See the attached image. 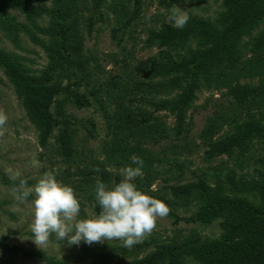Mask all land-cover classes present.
<instances>
[{"label": "trees", "instance_id": "1", "mask_svg": "<svg viewBox=\"0 0 264 264\" xmlns=\"http://www.w3.org/2000/svg\"><path fill=\"white\" fill-rule=\"evenodd\" d=\"M33 1L0 0V31L16 48H22L20 33L40 44L48 51L49 67L37 73L23 62V55L4 47H0V67L35 127L40 146L66 161L55 177L74 189L81 204L79 218H85L86 205L99 214L97 179L109 186L122 179L109 172L106 164L135 166L130 159L135 154L143 159L144 166L143 176L134 183L139 190L166 203L175 222L176 210L193 204L196 209L187 220L208 224L219 219L221 228L218 237L191 233L173 243H157L154 251L140 257L149 243L143 241L130 249L118 240L94 243L82 249V262L114 264L120 255V264H186L185 256L199 264H264V0H222L223 10L214 19L189 16L182 29L166 22L151 27L143 43L157 50L142 60H136L125 46L127 31L122 26L134 25L130 22L141 13L144 0H57L59 5L52 10L33 6ZM103 7L115 13L117 25L112 27V38L120 50L111 58L120 60L121 70L96 87L82 49V29L91 33L95 16L102 19L104 15ZM12 9L20 11L25 21L18 20ZM42 13L53 14L50 26L38 25ZM59 70L67 72L68 80L73 78L65 87L59 76L53 79L49 73ZM85 78L91 80L83 82ZM82 86H91L90 100L80 92ZM200 87L224 88V107L230 112L224 107L217 111L199 134L201 145L206 146L207 166L189 181H169L151 189L157 179L167 182L173 178L170 174L174 170L163 168L168 156L152 145L178 138L185 141L179 145L180 152L191 147L183 134L184 124ZM61 90L68 95L66 100L78 108L97 104L100 110L107 109L104 127L110 141L104 149L106 163L95 157H81L73 147L77 130L70 121L63 120V130L59 127L63 122L51 112L50 104ZM108 103L113 109L107 108ZM61 104L58 101L57 114L62 112ZM145 105L173 115L177 136L171 137L173 128ZM225 125L228 129L220 134ZM56 128L59 132L54 135ZM255 144L260 145L259 152ZM95 167L100 171H93ZM0 176L4 184L15 186L16 182L2 172ZM6 202L0 201V207ZM0 249L42 256L49 264L67 263L66 259L46 256L42 250L11 245L3 237Z\"/></svg>", "mask_w": 264, "mask_h": 264}, {"label": "rangeland", "instance_id": "2", "mask_svg": "<svg viewBox=\"0 0 264 264\" xmlns=\"http://www.w3.org/2000/svg\"><path fill=\"white\" fill-rule=\"evenodd\" d=\"M110 0L107 1V3ZM33 6L45 7L47 9L57 8L59 3L57 0H35ZM180 7L188 12L189 16H197L201 18L214 19L217 14L223 10L222 0H144L142 11L136 15L135 19L130 23L134 25L129 27L122 26V30H126L125 38L128 39L125 45L133 52L136 60H142L148 55L156 52V47L144 46L143 40L147 36V31L151 27H159L162 23H172L169 19L174 8ZM104 13L102 19L95 16V22L92 25V31L88 34L86 28L83 27V42L82 49L87 59L92 75V83L97 87L99 83L108 82V80L120 73V60L115 62L111 58V54L119 53V47L112 38V27L117 25L115 13L110 8L103 7ZM18 20L25 21L23 14L12 9ZM52 13H42L37 18L39 26L47 27L51 25L53 20ZM130 29V31H129ZM39 37L46 38L43 34ZM22 48L16 46L0 31V47L14 51L23 55V62L37 73L45 71L49 67L48 51L40 44L33 43L25 33H20ZM55 41H51L53 44ZM120 55V54H119ZM122 56V55H120ZM121 59V58H120ZM135 59L133 61H135ZM53 79L59 76L61 86L65 87L73 78H66V71L49 72ZM83 74L85 72H82ZM79 76V75H78ZM91 80L90 78L83 79V82ZM255 80V79H254ZM244 81V80H242ZM73 88V87H72ZM91 86L80 88V92L86 94L88 99L92 97L88 91ZM224 88H207L200 87L196 91V97L192 106L186 113L183 134L187 135L191 147L185 152H180V146L185 141L175 138L174 140L162 139L155 143L153 149L164 151L168 156L167 163L163 165L164 169L174 168L170 174L169 180L164 182L163 179H157L151 186V189H157L171 182H184L191 180L196 174L200 173L203 167L207 166L204 160L205 145H201L199 134L205 127V122L209 117L214 116L217 111H220L226 104V98L223 95ZM69 93V92H68ZM68 95L61 90L59 95L55 96L50 104V110L59 120H62L61 130L66 126V122L70 121L71 127L76 128L75 141L73 147L81 153L82 158H98L104 160L105 145L110 141V135L104 127V115L107 109L99 108V105L92 104L78 108L70 100H66ZM102 98H105L102 94ZM58 101L62 102L60 109L62 112L57 114ZM148 111L154 112L156 116L166 121L169 128L175 125V118L167 111H155L151 106L145 105ZM107 108L113 109V105L108 103ZM0 110L5 112L8 117L7 125L3 136H0V173L2 172L7 177H11L15 172L19 171L23 178H26L28 184L34 185L38 178L45 172H51L55 175L57 170L63 169L66 166V161L58 157L53 152H48L38 143L37 131L33 124L28 120L26 111L21 105L13 84L10 82L2 67H0ZM225 112L230 113L225 107ZM228 127L223 126L220 134L226 131ZM59 128H56L54 135L58 134ZM171 137L177 136L174 134V128L170 130ZM54 140V136H51ZM174 145H178L175 148ZM255 150L259 152L260 145H254ZM255 151V152H256ZM264 154V149L261 150ZM257 155V154H256ZM80 157V156H78ZM35 158L39 161V167H33L31 160ZM107 170L112 173H117L121 177L122 166L106 164ZM183 175L175 177V175ZM11 186L3 183L0 176V201L7 199V202L0 207V237L11 245H18L27 248L31 251L42 250L46 256L53 259H66V264H86L82 262V249L89 244L80 242L79 245H69L67 240L60 241L53 235L47 247L38 248L32 241L33 233L31 232V223L33 220V209L31 200L28 198L22 204L15 201ZM196 209L195 205L180 206L176 210L178 221H174L173 217H167L158 220L157 228L152 234L146 237L143 241L149 243L143 252L139 253V257L150 253L156 249L157 243H173L191 233L205 235L208 237H218L221 233L219 219L211 223H194L187 218ZM85 218H93L96 213L94 209L86 205L84 208ZM142 241V242H143ZM141 242V243H142ZM94 243L90 244L93 245ZM45 256V257H46ZM121 256L115 257L114 264H120L118 261ZM186 264H199L193 257L185 256ZM0 264H49L46 259L38 255H23L21 253H12L0 249Z\"/></svg>", "mask_w": 264, "mask_h": 264}, {"label": "clouds", "instance_id": "3", "mask_svg": "<svg viewBox=\"0 0 264 264\" xmlns=\"http://www.w3.org/2000/svg\"><path fill=\"white\" fill-rule=\"evenodd\" d=\"M170 21L176 28H184L190 17L187 11L176 7ZM8 117L0 110V136L4 135ZM131 162L135 166L121 169L122 179L111 186L97 179L95 199L99 214L93 218H79L81 204L74 189L57 180L51 172L43 173L34 185L17 171L10 179L15 201L24 203L32 197L33 220L31 223L32 241L38 248L47 247L53 235L60 241L79 245L103 243L118 240L123 247L132 248L150 236L157 228L158 220L167 217L171 209L163 201L138 189L134 180L143 176L144 161L133 154ZM33 167L39 161L31 160ZM93 171L99 172L98 167Z\"/></svg>", "mask_w": 264, "mask_h": 264}]
</instances>
